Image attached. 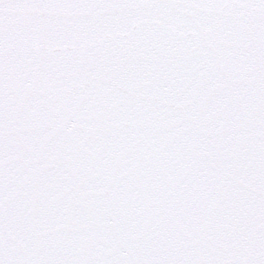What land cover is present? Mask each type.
<instances>
[{"label": "snow or ice", "instance_id": "6c2138e0", "mask_svg": "<svg viewBox=\"0 0 264 264\" xmlns=\"http://www.w3.org/2000/svg\"><path fill=\"white\" fill-rule=\"evenodd\" d=\"M0 264H264V0H0Z\"/></svg>", "mask_w": 264, "mask_h": 264}]
</instances>
